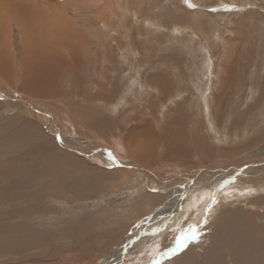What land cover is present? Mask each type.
<instances>
[{
	"label": "rangeland",
	"instance_id": "obj_1",
	"mask_svg": "<svg viewBox=\"0 0 264 264\" xmlns=\"http://www.w3.org/2000/svg\"><path fill=\"white\" fill-rule=\"evenodd\" d=\"M21 1L0 10V264H264V0ZM52 46L70 70L26 95ZM170 118L186 159L144 149Z\"/></svg>",
	"mask_w": 264,
	"mask_h": 264
},
{
	"label": "bare ground",
	"instance_id": "obj_2",
	"mask_svg": "<svg viewBox=\"0 0 264 264\" xmlns=\"http://www.w3.org/2000/svg\"><path fill=\"white\" fill-rule=\"evenodd\" d=\"M1 2H0V10L2 11V10H4V11H7L8 9H15V13H16V11H17V13L19 12V14H28L29 12H30V9H28V7L26 6V4L24 3L23 4V2L21 1V0H15L14 2H8L7 0L5 1V0H0ZM14 5H16L17 7H19V8H14L13 6ZM37 9V8H36ZM0 11V12H1ZM32 11V10H31ZM37 11V10H36ZM5 13V12H4ZM10 13V12H9ZM16 13V14H17ZM1 14H2V12H1ZM0 14V15H1ZM10 14H12V13H10ZM15 14V15H16ZM18 14V15H19ZM37 14V13H36ZM39 14V13H38ZM7 15H9V14H7ZM41 15V14H40ZM22 15H20L19 17H21ZM0 17H2V16H0ZM14 17H16V16H14ZM27 16H25V18L24 19H28V17L26 18ZM65 17V16H64ZM5 18H6V16H5ZM22 18V17H21ZM20 18V19H21ZM22 18V19H23ZM29 18H30V16H29ZM35 18H38V17H35ZM7 19V18H6ZM17 19V18H16ZM19 19V18H18ZM18 19L16 20V24H17V21H18ZM34 19V18H33ZM29 20V19H28ZM42 20V24H43V20L45 21V19H41ZM14 21V20H13ZM22 21V20H21ZM30 21H31V19H30ZM39 21V20H38ZM20 22V21H19ZM18 22V25H20V23ZM40 22V21H39ZM56 22V21H55ZM3 23V22H2ZM10 23V22H9ZM45 23V22H44ZM67 23H69V22H67ZM22 24H24V22L22 23ZM20 25V27L21 26H23V25ZM33 24V23H32ZM54 24V23H53ZM56 24V23H55ZM10 25V24H9ZM25 25V24H24ZM41 25V24H40ZM62 24H60V26H61ZM64 25V24H63ZM62 25V26H63ZM43 26V25H42ZM25 27V26H24ZM23 27V28H24ZM27 27V30L29 29V27L28 26H26ZM25 27V28H26ZM52 26H50V28H51ZM64 27V26H63ZM62 27V28H63ZM37 28V27H36ZM43 28H47V29H49V27H43ZM65 28V27H64ZM3 29H4V27H3ZM55 29V28H54ZM59 29V28H58ZM26 30V29H25ZM35 30V29H34ZM50 30H52V28L51 29H49V32H50ZM56 30V29H55ZM2 32L4 31V30H1ZM62 31V30H61ZM60 31V32H61ZM69 31V30H68ZM26 32V34H27V31H25ZM42 32V31H41ZM40 32V33H41ZM53 32V31H52ZM57 31H55L54 33H56ZM64 32V31H63ZM65 32H66V30H65ZM5 33V32H4ZM30 33H31V31H30ZM43 33H45V32H43ZM47 33V32H46ZM59 33V32H58ZM70 33V32H69ZM1 35H2V33H0ZM29 34V33H28ZM50 34V33H49ZM62 34V33H61ZM66 34H68V33H66ZM30 35V34H29ZM35 35V34H34ZM38 35H39V33H38ZM58 35V34H57ZM69 35H71V36H74L73 37V39L75 40V36H76V34L72 31V33H70ZM52 36H54V35H52ZM66 36H68V35H66ZM54 38H55V36H54ZM1 39H3V37H0V52L2 51V40ZM30 39V38H29ZM28 39V40H29ZM78 39V38H77ZM39 40L41 41V42H43L44 40L43 39H40L39 38ZM46 40H48V39H46ZM66 40V39H65ZM59 42H60V40H58ZM78 41V40H77ZM50 42V41H49ZM64 42V41H63ZM58 43V42H57ZM56 44V43H55ZM59 44V43H58ZM62 44H64V43H62ZM45 46V45H44ZM47 46V45H46ZM49 46H51V45H49ZM55 46V45H54ZM61 46H64V45H61ZM65 46H66V49H67V45L65 44ZM71 46V45H70ZM36 47V46H35ZM3 48H4V46H3ZM50 48V47H49ZM26 49V48H25ZM68 49L70 50V48L68 47ZM74 49V48H73ZM28 50V49H27ZM52 50H55V48H53V46L50 48V49H47L46 47H44L43 49H40L39 50V54H37V55H32V57L31 56H25L24 58H23V60H25V62H24V65H23V75L21 74V76H22V79H21V81H20V83H21V90L23 91V93H25L26 95H29V96H38V95H44V96H46V95H50V94H55L56 95V93H57V91H56V89L55 88H53L52 86H54V85H56V84H59L58 83V81L61 79V77H63V74H64V71H66V70H64L63 68H65V67H69V68H67V70H70V65L69 64H66V62L64 61V60H62V59H59V63L57 64V67H55V69H56V73L53 75V73H52V70L50 69L51 67H52V59H54V58H56L57 57V55H55V54H53V53H55L54 51H53V53H52ZM29 51V50H28ZM73 51H75V49L73 50ZM73 51H71L70 53H72ZM25 53H28V52H25ZM34 53V52H33ZM75 53V52H74ZM30 55V54H29ZM73 55H75V54H73ZM0 57H1V55H0ZM61 57V56H60ZM60 57H58V58H60ZM1 60V59H0ZM58 60V59H57ZM67 60H68V58H67ZM66 60V61H67ZM71 60H73V61H75V59L72 57L71 58ZM13 61V60H12ZM73 61H72V63H73ZM6 63L8 62V61H5ZM68 62V61H67ZM6 63H4V61H0V70H3L4 68H6V66L4 65V64H6ZM12 63V62H11ZM14 64V63H13ZM73 64H75V63H73ZM12 65V64H11ZM77 66V65H76ZM12 68H14V67H12L11 66V69ZM54 69V70H55ZM5 70V69H4ZM12 72H13V69H12ZM22 73V72H21ZM12 74V73H11ZM53 75V77H51ZM227 80V79H226ZM62 81V80H61ZM226 82V81H225ZM225 84V83H224ZM62 86V85H61ZM51 87H52V89H51ZM60 87V86H59ZM51 90V91H50ZM215 103H217V105L215 106L216 108L213 110V115H214V117H215V119L216 118H218V116L222 113V109H223V107H224V101H225V99L223 100V98H222V95H216L215 96ZM182 111V110H181ZM178 118H180L181 116H179V115H176ZM221 118V116H219V119ZM220 121V120H219ZM168 122H169V124H167L169 127H168V129L167 130H163L162 132V134H161V136L160 137H158L157 135H155L154 133H152V132H148V134L147 135H149V134H151V136H146V138H144L143 139V142L144 143H146V146H145V148L144 149H147V153L148 154H154V148H155V144L156 143H158V142H163V143H166V145L168 146V157L169 158H173V159H175V158H182V157H185V159L190 155V150L192 149L191 147H193V143L195 142V136L193 135V137H190V135L189 136H187L188 134H184V135H182V141L181 140H178L177 141V135H174V131H175V126H177V125H180V123L182 124V122H180V123H178L179 122V120H176V118H170L169 120H168ZM167 122V123H168ZM184 124V123H183ZM181 126V125H180ZM179 127V126H178ZM141 128H144V127H140V129ZM136 129H138L137 127H136ZM150 129H152L151 127H150ZM149 129V130H150ZM180 129L181 130H183L184 128L183 127H180ZM16 130V129H15ZM144 130H145V132L146 131H148L147 129H146V127L144 128ZM165 131V132H164ZM173 132V133H172ZM177 133V132H176ZM179 134H180V132H178ZM13 133H9V136H7L8 138H6V140L7 141H9L10 139H11V137L14 139V140H16V142L18 141V140H20L21 139V141L22 140H24L25 139V137H21V136H17L16 134H13ZM138 133L136 132V135H137ZM6 135V134H5ZM4 140V139H3ZM38 142V141H37ZM47 142V141H46ZM173 142H175V143H177L178 145L177 146H174V144H173ZM4 143H5V141H4ZM172 143V144H171ZM44 143H42V145H43ZM50 144V143H49ZM38 145H40L39 143H38ZM9 146V145H8ZM11 147V146H10ZM10 147H8V148H10ZM32 147V146H31ZM35 147H37V146H35ZM41 147V146H40ZM46 147V146H45ZM175 147L177 148V149H175ZM0 148H2L1 147V144H0ZM33 148V147H32ZM31 148V149H32ZM38 148H39V146H38ZM37 148V149H38ZM42 148V147H41ZM44 148V147H43ZM43 148L41 149V150H39V151H37V149H32L33 151H34V154H37L38 152H40V155H41V157L39 158L40 160H41V169H44L43 167H52V166H55V165H57L56 164V161H55V159L53 158L54 156H51L50 154H47V150L46 151H44L43 150ZM47 148H50V147H47ZM47 148H44V149H47ZM9 150V149H8ZM16 149L14 148L13 150H11L10 149V151L9 152H13V151H15ZM32 150H30V151H32ZM36 152V153H35ZM5 153H7V151H5ZM14 154V153H13ZM39 154V153H38ZM37 154V155H38ZM46 154L48 155L47 157H46ZM39 155V156H40ZM2 158V157H1ZM147 158V154H145L144 153V159H146ZM253 159V158H252ZM255 159V158H254ZM4 161V160H3ZM256 162H258V161H256ZM253 166V165H252ZM264 166V165H263ZM61 166H58V169L60 168ZM65 168H67L65 165H64V167H63V169L65 170ZM248 168H249V166H248ZM250 168H251V166H250ZM1 169V168H0ZM252 169V168H251ZM23 171H25V170H23ZM72 171V170H71ZM254 171V170H253ZM256 172V171H255ZM18 173H20V175H21V180H23V179H25V181L23 180V182H22V184L20 183V186L21 187H24V186H27V185H29V184H27V182H28V180H26L27 178H31L33 175L31 174V173H29V174H26V175H22L21 174V172L19 171ZM66 174V172L65 173H63V174H58L59 176H63V175H65ZM0 175H2V172L0 171ZM40 176V175H39ZM41 176L42 177H46V176H48V174L47 173H41ZM49 177H51V176H49ZM12 178V177H11ZM40 178V177H39ZM51 178H53V177H51ZM45 179V178H44ZM47 179V178H46ZM45 179V180H46ZM32 180V179H31ZM67 180V179H66ZM1 181V180H0ZM7 181V180H6ZM55 181V180H54ZM59 181H62V180H57L56 182H59ZM17 182V181H16ZM16 182H15V184H16ZM43 182V181H42ZM45 182V181H44ZM87 183V182H86ZM25 184V185H24ZM89 184V183H88ZM8 185V184H7ZM13 185V183H10L8 186H9V188H10V190H11V188H13L14 190H17L18 188H15V187H13L12 186ZM35 185V184H34ZM67 185V184H66ZM69 185V184H68ZM29 188V187H28ZM93 188V187H92ZM24 189H25V187H24ZM5 190V189H4ZM4 191H1L0 190V197L3 195L2 193H3ZM7 192V191H6ZM11 194V193H10ZM10 194H9V196H10ZM13 195H14V193H13ZM4 196V195H3ZM8 196V195H7ZM4 198V197H3ZM7 198V197H6ZM9 200V199H8ZM30 200H33V198L32 199H30ZM34 200H36V199H34ZM12 201H14V200H12ZM4 202V201H3ZM8 202V201H7ZM10 202V201H9ZM220 209H221V207H220ZM14 213V212H13ZM37 214V213H36ZM9 215V214H8ZM214 215V214H213ZM6 217V216H5ZM11 217H12V215H11ZM10 217V218H11ZM7 223H9V222H7ZM26 223V222H25ZM4 224V223H3ZM23 224V223H22ZM1 225H2V223H1ZM26 227V226H25ZM28 227V226H27ZM8 230V229H7ZM1 231V230H0ZM6 231V230H5ZM13 233V232H12ZM2 235V234H1ZM10 235V234H9ZM7 240H8V238H7ZM20 242V241H19ZM8 243V242H7ZM1 244V243H0ZM7 245H9V244H7ZM0 247L1 248H3L4 246L3 245H0ZM5 248H6V246H5ZM3 252V251H2ZM118 259V258H117Z\"/></svg>",
	"mask_w": 264,
	"mask_h": 264
},
{
	"label": "crops",
	"instance_id": "obj_3",
	"mask_svg": "<svg viewBox=\"0 0 264 264\" xmlns=\"http://www.w3.org/2000/svg\"><path fill=\"white\" fill-rule=\"evenodd\" d=\"M125 250H126V249H123V251H125ZM123 251H122V253H123ZM120 256H121V255H120ZM116 263H117V262H116ZM116 263H115V264H116Z\"/></svg>",
	"mask_w": 264,
	"mask_h": 264
}]
</instances>
